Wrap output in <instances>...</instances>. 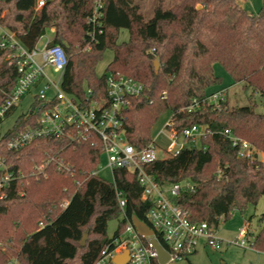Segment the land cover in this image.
Returning a JSON list of instances; mask_svg holds the SVG:
<instances>
[{
    "label": "trees",
    "instance_id": "1",
    "mask_svg": "<svg viewBox=\"0 0 264 264\" xmlns=\"http://www.w3.org/2000/svg\"><path fill=\"white\" fill-rule=\"evenodd\" d=\"M95 3L49 0L35 11V0H0L4 12L0 21L29 48L55 27L50 43L63 46L68 56L61 85L69 93L83 97L90 88L93 97L104 95L107 72L142 82V93L131 97L122 110L126 140L137 149L152 142V127L167 111L173 112L170 128L179 134L193 124L205 125L200 146L189 139L176 155L145 164L162 186L182 180L194 184V190H184L176 199L191 222L206 221L216 229L221 218L256 205L264 197V161L256 151L264 152V113L256 111V103L231 106L226 99L221 109L202 103L191 112L179 110L194 98L201 100L221 89H214L221 83L216 63L234 82L264 97V6L250 13L237 0H175L169 7L158 0L153 14L145 18L137 0H101L93 22ZM123 28L129 38L119 42ZM106 49L114 57L106 72L97 75ZM8 54V49H0V107L18 78ZM34 119L32 112L19 116L0 138V155L13 169L29 173L33 161L39 163L52 154L69 164L72 172L50 164L46 175L13 181L0 190V264L9 255L20 264H97L128 219L149 223L152 202L142 198L143 186L126 168H115L111 182L91 174L101 161L99 139L73 145L64 137L45 136L18 150L8 149L10 136L34 125ZM227 131L256 148L253 156L240 157ZM117 190L126 199L125 215ZM65 199L68 203L62 207ZM120 215L114 235L107 236L108 223ZM260 221L251 246L264 252V212ZM247 235L252 237L251 232Z\"/></svg>",
    "mask_w": 264,
    "mask_h": 264
},
{
    "label": "built area",
    "instance_id": "2",
    "mask_svg": "<svg viewBox=\"0 0 264 264\" xmlns=\"http://www.w3.org/2000/svg\"><path fill=\"white\" fill-rule=\"evenodd\" d=\"M49 0H35L34 10H39ZM94 14L91 17L96 22L101 0H95ZM4 12H0V18ZM0 21V27H2ZM90 36L95 38V33ZM43 44L38 42L34 47H27L18 38L14 31L3 33L0 37V49H8V59L16 65L18 78L12 91L7 94L5 102L0 107V118H4L7 112L16 107L23 96L35 89L31 112L33 113L34 125L10 136L7 148L18 150L37 138L45 136L64 137L69 144H77L83 141L99 139L102 143L103 155L107 157L106 165L112 169L123 167L134 172L143 186L142 198L152 202L147 213L149 225L154 229V235H142L136 228L133 217L127 220L124 231L115 237L103 250L97 264L114 262L116 256L128 252V260L125 264H161L158 260V252L152 238L157 239L169 258L164 264L180 262L189 259L199 246L203 244L213 249H220L223 241L216 235L215 228L208 222H191L186 216L176 199L184 190H194V184L187 180L177 181L162 186L154 177L145 170V164L162 157L155 140L143 149H137L129 143L125 137V128L122 110L133 96L142 93L144 85L139 80L125 74L106 73V91L99 97L92 96V90L86 88L85 95L79 97L62 88L61 81L64 70L68 64V56L60 44H51L52 37L47 33L42 36ZM41 37V38H42ZM40 40V39H39ZM48 67L60 74V78L53 79L48 73ZM165 93V92H164ZM227 88L213 91L205 98H194L190 104L183 107L179 112L188 111L200 107L202 103L211 105L214 109H221L226 100ZM31 112L29 114H31ZM28 114V115H29ZM173 112L165 126L169 128L167 137L169 145L164 151L165 155H176L192 139L195 144L197 138L205 132V125L193 124L183 130L181 134L170 128L173 124ZM228 133L234 146L238 147L240 157H251L255 150L246 140ZM54 164L57 169L72 172L69 164L55 155H49L41 162L33 161L29 173L20 169H13L7 159L0 155V190L9 186L13 181H23L29 176L39 177L46 175L47 168ZM221 173V169L219 171ZM91 174L99 175L98 167ZM119 204L124 213L126 199L122 191L117 190ZM68 199L61 202L65 207ZM41 224V222H40ZM248 226L241 228L236 243L246 245ZM161 240L158 238V234ZM251 245V241H250ZM3 264H20L17 257L9 255V259Z\"/></svg>",
    "mask_w": 264,
    "mask_h": 264
},
{
    "label": "rangeland",
    "instance_id": "3",
    "mask_svg": "<svg viewBox=\"0 0 264 264\" xmlns=\"http://www.w3.org/2000/svg\"><path fill=\"white\" fill-rule=\"evenodd\" d=\"M242 4L250 13H258L264 6V0H237ZM141 7V11L145 18H149L153 14L155 5L158 0H137ZM175 0H165V6L169 7ZM47 30V34L51 37L50 30L55 31V27ZM11 30L5 26L0 27V37L3 33H10ZM129 38V31L125 28L119 32L118 41L122 42ZM43 37L40 38L38 44H43ZM114 57V53L111 49H106L103 53L102 59L98 62L96 67L97 75H102L106 72L108 64ZM48 73L53 79L60 78V74L53 71L51 67H48ZM215 73L221 77V83L216 85V88H227L226 99L231 106L244 105L249 103H256V111L264 113V97H261L258 93H253L250 89H244L243 83L234 82L231 75L222 67L221 64L216 63L214 65ZM35 89L27 92L20 103L10 110V112L3 118L0 123V138L11 129L19 116L27 115L31 112L33 105V94ZM171 117V111L163 113L156 123L152 127V138L155 140L157 147L160 149L162 156L164 151L169 145L170 140L167 137L169 128L165 126L167 120ZM196 145L200 146V140L197 138ZM256 149V148H255ZM254 149V150H255ZM259 159L264 161V152L256 149ZM107 157L102 156L98 165L99 175L108 180L113 181V171L107 165ZM220 168H217V172ZM264 212V197H260L256 205L249 204L245 212H241L238 209L235 210L229 218L224 220L220 219L219 225L215 229L216 235L222 239L223 244L220 249H213L208 245L199 246L198 250L189 256V259L180 262V264H264V252L257 250L250 245L253 236L257 235L261 228L260 217ZM121 215L116 217L108 223L107 236L112 237L118 228ZM248 226V232H251L252 237L247 241L246 245L236 243L241 228ZM204 243V241H202Z\"/></svg>",
    "mask_w": 264,
    "mask_h": 264
},
{
    "label": "water",
    "instance_id": "4",
    "mask_svg": "<svg viewBox=\"0 0 264 264\" xmlns=\"http://www.w3.org/2000/svg\"><path fill=\"white\" fill-rule=\"evenodd\" d=\"M154 63H155L156 69H158L159 61L156 59ZM133 221L140 234L142 235H154L155 234L154 229L147 222L142 221L138 219L137 217H133ZM86 238H87V235H85L84 238L82 239V244L86 242ZM151 240L155 248L157 249L159 262L161 264H164L169 258L168 253L164 250V248L157 241V239L152 238ZM127 260H128V252L126 251L123 255L116 256L114 259V262L116 264H125ZM169 264H176V263L171 262Z\"/></svg>",
    "mask_w": 264,
    "mask_h": 264
},
{
    "label": "crops",
    "instance_id": "5",
    "mask_svg": "<svg viewBox=\"0 0 264 264\" xmlns=\"http://www.w3.org/2000/svg\"><path fill=\"white\" fill-rule=\"evenodd\" d=\"M51 29H52V28H51ZM52 30H53V29H52ZM52 30H50V31H51V33H52V36H53V31H52ZM202 246H205V244H203V243H202Z\"/></svg>",
    "mask_w": 264,
    "mask_h": 264
}]
</instances>
